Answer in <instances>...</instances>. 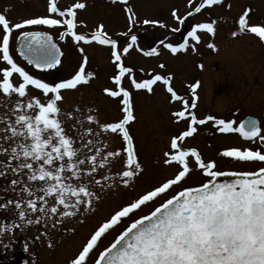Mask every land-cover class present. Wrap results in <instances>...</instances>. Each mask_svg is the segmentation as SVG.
I'll use <instances>...</instances> for the list:
<instances>
[{
  "label": "snow or ice",
  "instance_id": "6c2138e0",
  "mask_svg": "<svg viewBox=\"0 0 264 264\" xmlns=\"http://www.w3.org/2000/svg\"><path fill=\"white\" fill-rule=\"evenodd\" d=\"M191 2L189 0V4ZM220 3L221 0H201L194 12L199 13L205 6ZM84 7V3L77 2L62 10L57 6V0H49V15L23 19L11 25L6 16L0 13V61L7 65L0 68V93L9 98L14 95L18 97L11 104L4 103L3 108L6 111L0 112V157H4L0 159V177L11 174L12 179L6 190L16 194L13 198L0 201V211L13 213L15 222L45 225L52 223L55 227L64 218L75 217L78 213L93 209L94 201L100 197L92 187L99 186L103 190L110 186L107 183L101 184V180L114 183L118 177L127 186L142 170L137 161L133 137L126 127L135 119L131 107V93L120 86L125 74L132 72L131 68L125 67L122 53H128L137 41V36L131 35V43L119 48L118 41L107 35L102 24L91 36L78 34L75 31L76 10ZM249 11L250 9L245 10L239 17L238 31L247 30L264 39V26L249 25ZM128 12L129 20L134 22L132 9L129 8ZM52 14L59 18H54ZM192 15L193 12H188L182 17L177 15L176 10L172 11V16L180 25L185 24L187 17ZM143 23L167 27L158 20H144ZM215 24V20L194 23L183 42L174 45L164 44L162 40L160 43L172 53L186 50L189 47V38L196 43L200 42L201 36L198 32L203 30L214 35ZM27 26H65L64 31L59 33L60 40L71 35L76 42L96 41L101 45L111 46V56L118 69L111 79L117 87L116 90L106 87L103 91L111 97L122 96L124 115L118 122L105 123L99 127L103 132L121 134L126 142V148L123 149L126 153L125 167L115 177L109 174L97 179L96 173L98 168H104L109 163V158L118 156L119 151L103 152L102 149L107 144L98 139L101 133L91 127L84 128L83 132L77 131L80 140L77 146V140L65 131L61 119L62 110L58 103L63 100L61 90L74 89L80 83H87L93 76L92 72L86 73L83 66L87 64V56L83 57V64L71 79L56 84L44 82L29 74L10 54L11 34L14 30ZM179 30L172 29L173 32ZM231 34L236 36L237 31ZM123 35L127 36L128 33ZM17 45L19 55L36 68L50 69L61 63L60 49L47 31H21L17 37ZM192 47L195 50V43ZM208 47L215 49L216 45L209 44ZM80 51L83 52L84 49L81 48ZM153 54H157L156 48L145 53L149 56ZM14 73L19 75L20 82L13 83ZM171 79V74H155L140 82L132 79V83L135 89L152 92L153 85L162 81L167 86V92L171 94L170 99L182 101V109L174 111L172 116L176 122L188 117L190 120L186 130L172 137L171 148L175 151L166 152L164 160L165 164L178 163L180 170L173 178L115 211L91 234L70 264H86L90 252L101 237L119 224L122 218H128L142 205L153 201L184 180L190 172L187 160L189 155L195 158L198 169L210 179L197 187L183 188L149 214L133 218L114 241L99 252L94 264H264V167L245 172L216 171L215 161L204 162L196 148L184 149L178 144V141H183L197 132V124L203 125L207 121H214L222 133L238 132L246 139L258 137L264 143L258 121H241L237 127H233L235 121L217 119L212 115L198 120L196 113L191 111L196 108V104L190 98L179 96L170 84ZM29 86L42 90L47 97L46 102L31 96ZM198 86L199 81L191 86L193 95ZM67 115L71 116L72 113ZM86 119L92 122L95 117L88 115ZM89 136L92 139H88ZM221 155L240 161L264 162V153L260 150L233 147L224 150ZM224 175L238 178L217 182L216 178Z\"/></svg>",
  "mask_w": 264,
  "mask_h": 264
},
{
  "label": "rangeland",
  "instance_id": "374dc122",
  "mask_svg": "<svg viewBox=\"0 0 264 264\" xmlns=\"http://www.w3.org/2000/svg\"><path fill=\"white\" fill-rule=\"evenodd\" d=\"M77 2L84 4L86 2V4L83 9L76 10V32L91 36L102 24L107 35L118 41L119 48L131 43L130 36L135 35L132 29L134 26L140 28L153 25L144 24V20L161 21L170 31L174 24H179L175 23L177 21L172 16L173 10H176L177 15L184 17L186 10L194 9L199 3L198 1L190 7L189 0H134L132 2L57 0V5L59 8L66 9ZM43 4L44 0H0V13L6 16L11 25L15 21H22L26 17L38 14ZM231 4L230 8L241 11V15L245 10H255L247 18L249 25L264 26V0L237 1ZM222 5H215L212 8V12L219 16L212 17V20L216 21L215 34L212 35L206 31V34L198 32L201 36L200 42L196 43L189 38V47L186 50L172 53L164 46L168 43L174 45L181 43L179 36L182 33L178 35L158 29L159 34L155 31L142 33V36L149 38L145 51L156 48L157 54L140 55L138 49L136 51L133 49L138 46L136 42L128 53H122L125 67L131 68L132 72L125 74L120 86L131 93V107L135 117L126 127L133 137L137 161L141 164L142 170L127 186L123 185L118 177L115 178L114 183L101 180V184L107 183L110 186L104 187L103 190L99 186L92 187V190L100 197L99 200L94 201L93 209L82 214L78 213L75 217L64 218L62 223L55 227L52 223L45 225L15 222L13 213L0 211V264H6V258H10L14 249H20L22 244H26V264H70L91 234L115 211L167 179L173 178L180 170L181 166L178 163L165 164L164 160L166 152L175 151L171 148L172 137L186 130L190 120L188 117L176 122L172 116L174 111L182 109V101H172L171 94L167 92V86L162 81H157L153 85V91L148 92L146 89H135L132 79L140 82L152 78L155 74H171L170 84L177 94L183 98H190L191 102L196 104V108L191 111L196 113L198 120L212 115L217 119L235 121L233 127H237L246 116L252 115L260 120V135H264V39L257 34L252 35L247 30L239 32L238 23H232L237 18H231L230 13H225L223 11L225 7ZM129 8L132 9L134 22L130 21L127 15L130 14ZM52 15L54 18H59L56 14ZM202 20L198 17H187L183 25L192 26ZM153 26L157 29L161 25ZM63 29L64 26L52 27V32L59 37ZM179 29L182 30V28ZM233 31H237L236 36H232ZM124 33L128 35H123ZM17 37L18 32L14 30L11 38L16 40ZM162 40L164 44L160 43ZM194 43L195 50L192 47ZM209 44H215L216 48H209ZM60 47L63 58L61 63L52 70L35 69L24 63L16 51V44L10 47V54L29 74L52 84L71 79L83 64V57L87 56V64L83 66L85 72H92L93 76L87 83H80L74 89L61 90L63 100L58 102L62 110L61 119L65 131L77 140V146L80 144L77 131L83 132L84 128L91 127L94 131L101 133L98 139L107 144V147L102 149L103 152L119 151L118 156L109 158V163L104 168H98L96 173L97 179L109 174L115 177V174L124 170L125 167L126 153L123 149L126 148V142L121 134L103 132L99 127L105 123L118 122L124 115L122 96L111 97L103 91L106 87L113 90L117 87L111 79L118 72L111 56L112 48L110 45H101L96 41L76 42L69 36L64 41H60ZM81 48L84 49L83 52L80 51ZM3 67L7 65L0 61V68ZM12 80L13 83H18L21 78L14 73ZM197 81L199 86L193 95L191 86ZM29 93L31 96L38 97L41 102H46L47 97L42 90L29 86ZM17 98L15 95L9 98L0 93V112L6 111L3 108L4 103L11 104ZM67 113L72 115L68 116ZM88 115L94 116L95 120L87 121ZM196 127V133L184 138L183 141H178V144L184 149L196 148L204 162L215 161L214 170L243 172L264 167V162L261 161H240L221 155L224 150L233 147L241 150H260L264 153V143L258 137L246 139L236 132L222 133L214 121H207L203 125L197 124ZM87 138L92 139L91 136ZM187 160L190 172L184 180L170 187L166 193L153 201L142 205L129 217L141 216L154 204L180 191L183 185L195 187L194 184L204 183L202 170L198 169L195 158L189 155ZM11 179V174L0 177V201L15 197V193L6 190ZM129 217L122 218L119 224L113 226L101 237L97 246L90 252L86 264H94L99 252L109 246L114 236L129 223Z\"/></svg>",
  "mask_w": 264,
  "mask_h": 264
},
{
  "label": "flooded vegetation",
  "instance_id": "af4514ba",
  "mask_svg": "<svg viewBox=\"0 0 264 264\" xmlns=\"http://www.w3.org/2000/svg\"><path fill=\"white\" fill-rule=\"evenodd\" d=\"M14 1H16V0H14ZM30 1V0H29ZM32 1V0H31ZM37 1H39V0H37ZM86 0H84V2H85ZM125 1H128V2H132V1H134V0H125ZM198 1H199V3L201 2V0H193L192 2H191V4H189V6L191 7L193 4H195L196 2L198 3ZM237 1H246V0H221V5L222 6H224L225 7V10H223L225 13H230V17L231 18H237V19H239V17L241 16V14H240V12L241 11H237V10H233V9H231L230 8V6L232 5L231 3H234V2H237ZM86 3V2H85ZM199 3H198V5H199ZM48 5H49V0H44V4H43V6L41 7V9H39L38 10V14H36V15H31V16H29V17H26L25 19H27V18H33V17H36V16H40V15H49V13H48V11H47V9H48ZM197 5V6H198ZM219 5V4H218ZM58 6V5H57ZM215 5H212V6H205V8H203V9H201V11L199 12V13H195L194 12V9H188V10H186L185 12H186V14L188 13V12H193V15L192 16H190V17H188V18H192V17H198V18H202L203 20H202V22H210V21H212V17H219V16H217V15H215L212 11V8L214 7ZM194 7H195V5H194ZM62 10L64 9V8H61ZM190 10V11H189ZM249 10V9H248ZM253 12H255V10L253 11V10H251L250 9V11H249V14H252ZM128 16L130 15V14H127ZM186 16V15H185ZM17 18H19V17H17ZM237 19H234V21L232 22V23H238V20ZM17 22H20V21H15V23H17ZM175 23H178V22H175ZM193 25V24H192ZM61 27V26H60ZM64 28H65V26H64ZM173 28H182V30H179V31H177V32H173L172 31V29ZM190 28H191V26H185V25H182V26H180L179 24H174L172 27H171V30L170 31H168L169 29L167 28V27H162V26H159V27H157V29H155V26H142V27H140V28H137V26H134L132 29L134 30V33H135V35L137 36V41H136V43H138V46L135 48V47H133L134 49H138L139 50V53H140V55H144V56H146L145 55V53H146V49H147V46H148V41H147V39L149 40V38L148 37H146V36H142V33L144 32V31H149V32H152V31H155L156 32V34H159L160 33V31L158 30V29H161V31L163 30L164 32H170V33H173V34H180V33H182L180 36H179V39L181 40V42H183V39L185 38V36H186V34H187V31H189L190 30ZM76 29H77V27H76ZM76 29H75V31H76ZM138 29H140L141 31H139ZM157 30V31H156ZM0 31H1V33H2V30H1V26H0ZM16 31V33L18 32V35H19V33L21 32V31H47L49 34H51L53 37H54V39H56L58 42H59V44H60V41H64V39L63 40H60L59 39V37H57L53 32H52V27H49V26H27V27H25V28H23V29H18V30H15ZM62 31H64V29L62 30ZM250 32V31H249ZM199 33H204V34H206L205 33V31H200ZM134 35V34H133ZM252 35H255V33H252ZM70 36L71 35H69V38H70ZM66 38V37H65ZM71 39H73V38H71ZM13 40L14 39H10V47H13V44L15 45L16 44V41H17V39L16 40H14V42H13ZM178 44V43H177ZM24 63H26L25 61H24ZM26 64H28V63H26ZM29 65V64H28ZM30 66V65H29ZM32 67V66H31ZM33 68V67H32ZM202 173V176H203V178H204V183L205 182H207L209 179H210V177H208L207 175H205L204 173H203V171L201 172ZM203 184V183H202ZM201 185V184H200ZM193 186H195V187H197V186H199V185H193ZM185 187V185H183L180 189L182 190L183 188ZM177 192V191H176ZM176 192H174L173 194H171L170 196H168L167 198H165L164 200H162L161 202H158V203H156V204H154L153 205V207L152 208H150V209H147V211L146 212H143V214L141 215V216H143V215H147V214H149L152 210H154V208L155 207H157V206H159L161 203H163L166 199H168V198H170L172 195H174ZM140 216H137V217H135V218H139ZM129 223L125 226V228L131 223V221H132V219L133 218H130L129 217ZM125 222V221H124ZM124 228V229H125ZM123 229V230H124ZM122 230V231H123ZM120 234V232L119 233H117V235H115L114 236V239L116 238V236H118ZM114 239H113V241H114ZM25 248H26V244H22V247L20 248V249H18V248H15L14 249V251H13V254L11 255L10 254V258H6V260H7V262H6V264H26L27 263V259L25 258V256H26V254H27V251L25 250ZM101 251H103V249L101 250ZM100 251V252H101Z\"/></svg>",
  "mask_w": 264,
  "mask_h": 264
},
{
  "label": "water",
  "instance_id": "95a60500",
  "mask_svg": "<svg viewBox=\"0 0 264 264\" xmlns=\"http://www.w3.org/2000/svg\"><path fill=\"white\" fill-rule=\"evenodd\" d=\"M53 38V37H52ZM53 41L55 42V43H57V41H55L54 39H53ZM57 45H58V47H59V44L57 43ZM59 49H60V47H59ZM17 52H18V54H19V51H18V45H17ZM60 52H61V57H60V59H62V57H63V53H62V51H61V49H60ZM21 57V56H20ZM22 59H23V57H21ZM26 61V60H25ZM27 62V61H26ZM30 65H32V66H34L35 67V65L34 64H30ZM39 69H41V68H39ZM51 69H53V68H50V69H47V70H51ZM252 119H255L256 121H258V123H259V119L257 118V117H255V116H252V115H248V116H246L242 121H247V120H252ZM238 177L237 176H233V175H224V176H220V177H217L216 178V180H217V182H224V181H231V180H233V179H237Z\"/></svg>",
  "mask_w": 264,
  "mask_h": 264
}]
</instances>
